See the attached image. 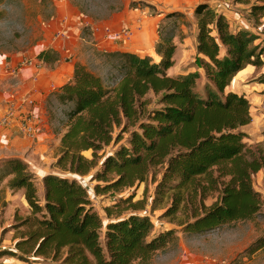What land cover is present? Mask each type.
Returning <instances> with one entry per match:
<instances>
[{
	"label": "trees",
	"instance_id": "1",
	"mask_svg": "<svg viewBox=\"0 0 264 264\" xmlns=\"http://www.w3.org/2000/svg\"><path fill=\"white\" fill-rule=\"evenodd\" d=\"M234 1L249 6L255 21L264 18V0ZM193 18L196 63L207 81L205 97L196 92L199 72L169 74L175 51L170 38L155 45L158 62L136 53H111L119 72L112 88L76 62L71 80L56 92L70 108L54 167L80 177L95 170L96 196L122 195L161 169L153 209H162L164 217L174 220L189 206L191 220L178 226L183 233L197 235L249 221L261 211L252 179L264 170V148L244 142L242 128L251 123L249 101L226 90L239 72L264 63L255 37L231 31L225 16L207 3L194 7ZM36 58L52 64L58 55L50 49ZM149 94L158 97V109L147 111ZM116 129L119 133L114 135ZM124 133L129 137L119 144ZM112 144L114 151L99 155ZM87 152L90 158L83 155ZM5 180L11 192H23L30 215L19 219L15 214L16 231L25 230L14 237L13 251L1 250L0 258L12 256L24 263L50 259L61 264H148L177 238L172 229L154 232L144 198L119 197L104 208L108 222L103 225L87 190L76 180L45 175L42 203L35 178L20 159L4 161L0 185ZM215 192L216 200L206 206L204 200ZM262 249L264 235L243 254Z\"/></svg>",
	"mask_w": 264,
	"mask_h": 264
},
{
	"label": "rangeland",
	"instance_id": "2",
	"mask_svg": "<svg viewBox=\"0 0 264 264\" xmlns=\"http://www.w3.org/2000/svg\"><path fill=\"white\" fill-rule=\"evenodd\" d=\"M198 3H207L211 9L223 14L231 31H245L253 35L254 45L262 53L261 58L264 63L262 27L264 18L255 21L249 15V6L237 4L234 0H64L62 3L57 0H4L0 4V56H7L6 64L12 69H18L21 60L29 62L30 65L26 67L33 66L44 70L59 67L63 61L67 63L76 59V62L82 63L90 72L99 76L107 87L112 88L117 83L119 72L117 60L111 53L120 51L109 48L108 42L100 43V37L103 39V24L110 23L109 25L116 30H130V27H133L137 38L140 39L138 42L142 45L138 54L141 56L154 54L153 48L157 42L170 38L175 45V51L174 65L169 74L177 76L199 72L196 92L205 97L207 81L196 63L195 50L196 23L193 10ZM60 30L68 31L69 37L56 38ZM132 42L135 43L134 40ZM120 44L129 47L126 42ZM50 49L58 55L55 63L44 64L37 61L36 57L41 51ZM19 73L13 76L7 75L10 77H6L1 84V94L12 103L18 100L17 93L20 88L19 100L24 97L22 95L25 91L24 84H27L31 77L33 78L31 74L30 77L25 76L26 78H21L20 81ZM13 80L21 82V86L11 85ZM261 82H264V65L260 68H247L242 75L232 81L229 90H239L249 101L251 123L246 128H242L247 135L244 142L250 147L259 145L264 148V89L259 86ZM27 99L28 97L25 101ZM146 100L147 111L160 107L157 96L149 94ZM26 105L22 110L25 111L20 115L21 125L9 124L0 131V168L4 165V161L13 157L25 163L37 183L38 199L41 203L43 202L42 178L45 175L51 174L76 180L87 190L94 210L105 225L108 220L104 208L117 201L119 197L132 194L136 200L144 198L145 213L153 224L154 232L172 229L177 237L165 249L156 252L148 264H215L217 262L264 264V249L251 256L243 254L252 242L264 235V170L259 171L252 179L253 187L262 200L261 211L256 216L249 221L225 225L204 234H186L178 224L191 220L189 206L179 212L174 220L164 217L162 209L152 207L161 169L153 170L145 182L125 191L122 195L109 192L96 196L93 190L96 182L92 180L95 170L87 176L80 177L61 172L54 167L59 155V138L62 130L66 128L65 115L70 104L60 102L57 93L53 91L48 99L37 97L31 105L28 104V107ZM28 125L33 129L30 134L23 129V126ZM39 126H42V130ZM45 132L48 136L44 139L40 138L39 134ZM114 132L116 135L119 129ZM128 137L129 133L122 134L119 144H125ZM115 148L116 146L112 144L99 155L103 157ZM83 155L87 158L91 157L90 152ZM217 195L218 193L215 192L207 196L204 204L211 205ZM15 214L19 219H25L30 215V210L24 200L23 192H11L5 180L0 185V251H13L14 237L25 230L20 228L18 232L16 231ZM0 264L61 263L59 260L50 259L24 263L12 256H3L0 258ZM133 264L143 263L136 261Z\"/></svg>",
	"mask_w": 264,
	"mask_h": 264
},
{
	"label": "crops",
	"instance_id": "3",
	"mask_svg": "<svg viewBox=\"0 0 264 264\" xmlns=\"http://www.w3.org/2000/svg\"><path fill=\"white\" fill-rule=\"evenodd\" d=\"M109 24L110 23L103 24L104 25L103 31H102L103 32V36H102L103 39L101 37L99 39L101 44L103 42H105V43L108 42L107 46L109 48L116 50V51H120V52H129V53H136V54H139L141 52L140 50L142 48V45L140 42H138L140 39L137 38V33L133 30V27H130V30L133 33L131 38L125 41V40L121 39L120 37H118L117 34H118L119 30H116L115 27H111ZM137 32H139V31H137ZM133 40L135 41L134 44L132 42ZM121 42H123V44L126 42V44H129V47L121 46V44H120ZM153 53H154V48H153ZM148 56L151 57L153 59V61H155V62H158L160 60V58L155 53L154 54L150 53V55H148ZM6 58H7L6 55L0 56V117L1 116L3 117L2 114L5 115L7 113H11L12 118L10 119V123H9L10 125H12L13 123H16L17 125H21L19 119H20V115L25 111V110L24 111H22V110H23V108H25L23 106H25L27 104V102L25 101L26 97H28L27 101L28 100L34 101V98L37 99V97H41L43 99L44 98L48 99L50 94L53 91L57 92V90L63 84L68 83L71 80L72 75H73V65H74V63H76V59H74V60H69L67 63H65L63 61L61 63V65H59V67L55 66L54 69L48 68V69L41 70L40 68L33 67V66L23 68L21 73H19V75H18L19 80L21 81V78H26L27 76L30 77L31 74L33 75V78L31 77L30 80H28L27 84L26 83L24 84V87H25L24 90L25 91L22 93V95L24 97L21 100H19L20 99L19 95H20V91H21V88L19 87L20 90L17 93L18 94L17 98L19 101L17 100L16 102L12 103V102L7 101L4 94H1V84L3 83V81L6 77L9 78L11 76L10 72L8 71L9 65L6 64V62H7ZM67 67H68V69H67ZM247 68H250V67H247ZM246 69L239 72L235 76V78L240 76V74L242 75V73L244 71H246ZM171 70H172V68L169 70V73ZM7 75H10V76H7ZM15 78H17V76ZM11 83H13L11 85H14V86H16V85L21 86V82H19L18 80H17V82L15 80H13ZM259 86L262 89H264V83H260ZM229 89H230V86H229V88H227L226 91L228 92ZM232 92H236L238 94H243L239 90H237V91L233 90ZM40 128L42 130V126L41 127L39 126V129ZM64 132H65V130H62L61 135ZM51 134H52V131H51ZM61 135H60V137H61ZM39 136H40V138L44 139V137H47L48 135H46V132H45V134L40 133ZM5 140L7 141V139H5ZM8 141H9V139H8ZM13 158H16V157H13Z\"/></svg>",
	"mask_w": 264,
	"mask_h": 264
},
{
	"label": "built area",
	"instance_id": "4",
	"mask_svg": "<svg viewBox=\"0 0 264 264\" xmlns=\"http://www.w3.org/2000/svg\"><path fill=\"white\" fill-rule=\"evenodd\" d=\"M59 3H62L64 0H57ZM68 31L66 30H60L57 32L56 34V38L58 39H63V38H68L69 35L67 34ZM132 31H130L129 29H120L118 31V37H120L121 39L123 40H128L131 38L132 36ZM29 66V62L27 60H21L20 63H19V68L18 69H12V68H9V72H10V75L13 76V75H16V73H19L22 71L23 68H26V66ZM27 104L31 105L33 103V101L31 100H28L26 101ZM12 118L11 116V113H7L5 114L3 117L0 118V131L3 130L4 128H6L9 123H10V119ZM24 130L30 134L31 131L33 130L32 127L30 125H28L27 127L26 126H23ZM215 264H225L224 262H217Z\"/></svg>",
	"mask_w": 264,
	"mask_h": 264
}]
</instances>
